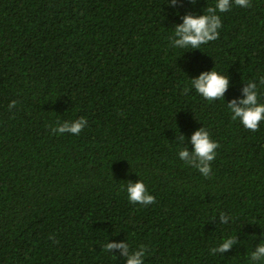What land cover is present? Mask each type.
I'll use <instances>...</instances> for the list:
<instances>
[{
	"label": "trees",
	"instance_id": "obj_1",
	"mask_svg": "<svg viewBox=\"0 0 264 264\" xmlns=\"http://www.w3.org/2000/svg\"><path fill=\"white\" fill-rule=\"evenodd\" d=\"M214 3L0 0V264H127L107 240L145 245V264H249L264 242V122L246 129L226 104L264 75V0L219 13L215 41L173 48L183 18ZM215 67L229 87L208 101L190 80ZM79 117V135L52 131ZM204 127L219 145L207 178L191 144ZM141 179L151 205L121 190Z\"/></svg>",
	"mask_w": 264,
	"mask_h": 264
},
{
	"label": "clouds",
	"instance_id": "obj_2",
	"mask_svg": "<svg viewBox=\"0 0 264 264\" xmlns=\"http://www.w3.org/2000/svg\"><path fill=\"white\" fill-rule=\"evenodd\" d=\"M173 3H175V0H173ZM232 3L241 8L250 7V0H215L214 6L208 7L203 15H186L183 18V23L175 27L173 36L170 37L171 46L176 49H199L201 45L218 39L219 29L222 27V19L219 13L229 11ZM190 83L191 87L203 99L214 101L223 99L224 93L229 87V77L215 67L212 71L202 73L196 79H191ZM245 84L243 98L238 103L233 100L231 103L226 104V107L233 121H239L246 129L256 131L260 124L264 122V103L259 101L260 93L258 90V84L264 85V75L258 78V82L250 80ZM15 106L16 101H12L8 105L9 109ZM87 124L86 118L79 117L72 121L58 123L52 131L58 134L79 135ZM191 144L194 146L192 156L200 161L195 169L202 176L209 177L212 172L210 162L216 157L218 143L212 139L209 131L204 127L191 136ZM176 155L179 160L184 161L187 165L191 166L193 164V160L189 158V152L182 147L177 146ZM121 190L126 192L127 199L132 204L147 206L155 203V197L149 193L142 179L136 183L122 185ZM235 242V234L227 235L220 240L216 247L210 249V253H223L229 250ZM129 248V243H109L108 240L104 243L106 253H111L114 249L122 250V253L128 257L127 264H145L146 246L140 245L138 248H133L131 252ZM262 257H264V242L255 252L250 254L248 257L249 264H253ZM113 258H116V256L113 255Z\"/></svg>",
	"mask_w": 264,
	"mask_h": 264
}]
</instances>
